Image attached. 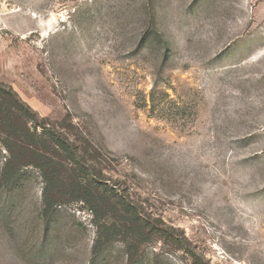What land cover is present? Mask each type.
Returning a JSON list of instances; mask_svg holds the SVG:
<instances>
[{
    "label": "rangeland",
    "instance_id": "1",
    "mask_svg": "<svg viewBox=\"0 0 264 264\" xmlns=\"http://www.w3.org/2000/svg\"><path fill=\"white\" fill-rule=\"evenodd\" d=\"M0 82V264H264V0H0Z\"/></svg>",
    "mask_w": 264,
    "mask_h": 264
},
{
    "label": "trees",
    "instance_id": "2",
    "mask_svg": "<svg viewBox=\"0 0 264 264\" xmlns=\"http://www.w3.org/2000/svg\"><path fill=\"white\" fill-rule=\"evenodd\" d=\"M5 84L0 82V119L1 118H5L8 116V112H7V104L2 102V89H5ZM10 90H12L10 88ZM13 92V91H12ZM14 96H16L18 99L19 97L17 96V94L14 93ZM19 101V100H18ZM12 117H14L15 121L14 122H19V118L18 115L16 113L11 114ZM34 116L36 117L35 119H37V114L34 112ZM22 125H24V127L26 128V130L28 131V133L31 135L32 138H43V137H50L51 139H57L56 143L52 145V147L54 148H59L62 144L66 145L69 142V138L66 137V135L62 134V132H60L59 130H50V129H46V127H43V131L42 133L38 132V127L35 126H31L30 128H28V124L27 122H25L24 124L22 123ZM51 145V144H50ZM39 151V147L37 145H33V144H24L23 142H19L15 144V150L13 151L15 154L13 155V157H9L6 160V163L4 165L3 168V174H11L14 171H17V164L24 159V157L26 159H33L31 162L36 164L35 161V157L37 156V152ZM46 161H50L49 158L45 157ZM129 209V207H127ZM124 228H127V226H123ZM98 243V242H97ZM94 248V247H93Z\"/></svg>",
    "mask_w": 264,
    "mask_h": 264
}]
</instances>
